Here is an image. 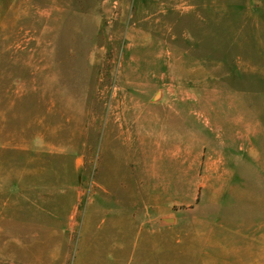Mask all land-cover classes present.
<instances>
[{
	"label": "rangeland",
	"instance_id": "obj_1",
	"mask_svg": "<svg viewBox=\"0 0 264 264\" xmlns=\"http://www.w3.org/2000/svg\"><path fill=\"white\" fill-rule=\"evenodd\" d=\"M100 167L144 181L106 198L152 197L154 264H264V0H0V264L151 228L102 226Z\"/></svg>",
	"mask_w": 264,
	"mask_h": 264
},
{
	"label": "crops",
	"instance_id": "obj_2",
	"mask_svg": "<svg viewBox=\"0 0 264 264\" xmlns=\"http://www.w3.org/2000/svg\"><path fill=\"white\" fill-rule=\"evenodd\" d=\"M115 101V100H113ZM152 101V100H150ZM154 102V101H152ZM157 103H163L164 107H169V110L163 111L167 112L168 114H176V115H186V113L192 112L196 113V110H186V104L187 100L181 101V100H170L167 101L165 99L156 100ZM190 103H196L195 101H191ZM189 106H195V105H189ZM175 107H182L175 109ZM184 107V108H183ZM106 109H104V114H106ZM118 112V110H108V113L115 114ZM122 114H124L125 110L121 111ZM109 123V122H108ZM99 171L103 173L104 178L101 180L103 181V203L100 204V217L102 221V226H105L106 220L111 218H131L135 216L136 219L144 220V222L149 223L151 225V228L144 227L139 231H122L120 232V223H112L114 226L113 230H106L103 229L102 233L99 232V235L93 243H91L88 246V249L92 250L96 248L98 250H105L108 252H111L108 256V258L100 259L97 261H92L90 264H154L153 257H148V252H152L155 250V247L157 246L154 243L153 236H154V226H153V219L155 218L154 214V207H153V200L150 196V201L147 200V196L145 197V200L142 201L141 209L138 210L137 208V202H121L118 203L115 200L111 201L109 198H106V194H111L112 191L106 189V187H131L135 185H131V183H137L141 182L142 189L141 190H134V193H141V194H147V189L144 187V181H138V180H129V179H117L116 173L117 169L116 167L113 169H107L104 167V170L102 172V167L99 168ZM126 192H130V190H124L123 193L126 194ZM133 192V191H131ZM116 193V192H115ZM119 210V211H118ZM124 212V213H123ZM163 213V211H157V213ZM120 213V214H118ZM125 222V220L123 221ZM122 224V223H121ZM130 225V224H129ZM122 226H125L122 224ZM116 229V231H114ZM144 229H146V232H144ZM98 241V242H97ZM113 243V245L109 243ZM95 244V245H94ZM94 245V246H93ZM123 256L124 259H122ZM129 256H132V258H128ZM135 256V257H134ZM91 261V260H90ZM89 261V262H90ZM88 261H80L79 264H89ZM75 264V263H74Z\"/></svg>",
	"mask_w": 264,
	"mask_h": 264
}]
</instances>
